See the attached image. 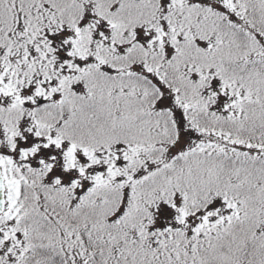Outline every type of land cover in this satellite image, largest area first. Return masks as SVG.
<instances>
[{"label": "snow or ice", "instance_id": "obj_1", "mask_svg": "<svg viewBox=\"0 0 264 264\" xmlns=\"http://www.w3.org/2000/svg\"><path fill=\"white\" fill-rule=\"evenodd\" d=\"M0 264H264V0H0Z\"/></svg>", "mask_w": 264, "mask_h": 264}]
</instances>
